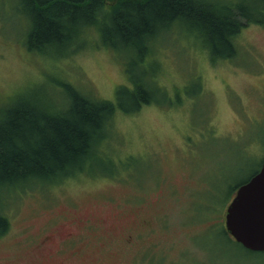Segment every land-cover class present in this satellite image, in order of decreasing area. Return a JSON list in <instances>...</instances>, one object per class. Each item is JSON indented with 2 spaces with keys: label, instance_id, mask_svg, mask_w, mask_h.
Listing matches in <instances>:
<instances>
[{
  "label": "rangeland",
  "instance_id": "obj_1",
  "mask_svg": "<svg viewBox=\"0 0 264 264\" xmlns=\"http://www.w3.org/2000/svg\"><path fill=\"white\" fill-rule=\"evenodd\" d=\"M14 6L0 0V111L31 94L62 104L60 82L114 101L140 71L155 90L116 110L81 171L3 192L0 264H264L222 227L237 184L264 160V23L241 28L233 57L212 61L199 36L174 29L137 63L94 28L64 53L27 50Z\"/></svg>",
  "mask_w": 264,
  "mask_h": 264
},
{
  "label": "trees",
  "instance_id": "obj_2",
  "mask_svg": "<svg viewBox=\"0 0 264 264\" xmlns=\"http://www.w3.org/2000/svg\"><path fill=\"white\" fill-rule=\"evenodd\" d=\"M13 8L14 16L25 19L27 50L64 53L83 46L79 43L85 42L86 30L94 28L101 44L132 52L130 59L137 63L159 36L174 29L199 36L212 61L233 57L234 37L241 28L264 23V0H15ZM176 22L183 27L174 28ZM153 83L144 72L134 73L112 101L60 82L66 97L62 104L31 94L1 109L0 235L9 227L1 211L9 189L29 181L55 182L81 171L100 152L116 110L131 113L150 103ZM223 233L232 238L225 229Z\"/></svg>",
  "mask_w": 264,
  "mask_h": 264
},
{
  "label": "water",
  "instance_id": "obj_3",
  "mask_svg": "<svg viewBox=\"0 0 264 264\" xmlns=\"http://www.w3.org/2000/svg\"><path fill=\"white\" fill-rule=\"evenodd\" d=\"M224 229L244 248L264 250V160L227 203Z\"/></svg>",
  "mask_w": 264,
  "mask_h": 264
},
{
  "label": "flooded vegetation",
  "instance_id": "obj_4",
  "mask_svg": "<svg viewBox=\"0 0 264 264\" xmlns=\"http://www.w3.org/2000/svg\"><path fill=\"white\" fill-rule=\"evenodd\" d=\"M145 227H153L149 222H147L146 224H145ZM66 240H69V242H70V235H68L67 237H66Z\"/></svg>",
  "mask_w": 264,
  "mask_h": 264
}]
</instances>
